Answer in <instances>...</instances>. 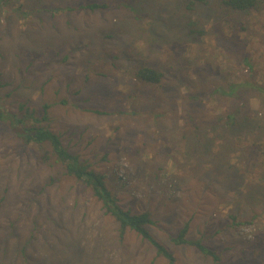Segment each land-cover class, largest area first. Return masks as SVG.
<instances>
[{"label": "rangeland", "instance_id": "1", "mask_svg": "<svg viewBox=\"0 0 264 264\" xmlns=\"http://www.w3.org/2000/svg\"><path fill=\"white\" fill-rule=\"evenodd\" d=\"M0 82V264H169L17 135L26 112L152 213L176 264H264V0H0ZM185 223L218 261L174 241Z\"/></svg>", "mask_w": 264, "mask_h": 264}, {"label": "trees", "instance_id": "2", "mask_svg": "<svg viewBox=\"0 0 264 264\" xmlns=\"http://www.w3.org/2000/svg\"><path fill=\"white\" fill-rule=\"evenodd\" d=\"M223 2L233 9L248 10L256 7L260 0H223ZM89 7L94 9L99 6L89 5ZM137 76L146 82L161 83L164 74L155 67L145 66L137 71ZM96 112L100 113L98 110ZM27 114L28 112L24 113L17 121H12L17 135L27 144L32 142L47 144L55 160L63 163L66 173L86 184L91 189L93 196L102 204L105 212L118 222L120 237H123L128 230H133L143 240L150 242L157 249L159 255L167 258L169 264H176V256L149 229V226L156 222L152 213L149 210L133 212L130 209H125L121 205L119 197L108 186L105 173L92 168L89 163L81 160L78 154L72 153L64 144L59 133L49 126L42 125L43 118L35 115L28 117ZM5 118V111L0 106V121ZM30 119H33V124L29 123ZM188 231L189 223H185L177 236L174 237V241L177 244H190L203 254L212 256L216 261L219 260L218 254L208 247L201 238H187Z\"/></svg>", "mask_w": 264, "mask_h": 264}]
</instances>
